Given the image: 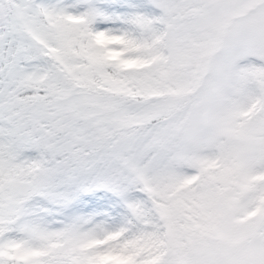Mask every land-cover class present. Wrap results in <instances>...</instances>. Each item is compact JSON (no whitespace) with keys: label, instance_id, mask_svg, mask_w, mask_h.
Here are the masks:
<instances>
[{"label":"snow or ice","instance_id":"snow-or-ice-1","mask_svg":"<svg viewBox=\"0 0 264 264\" xmlns=\"http://www.w3.org/2000/svg\"><path fill=\"white\" fill-rule=\"evenodd\" d=\"M0 264H264V0H0Z\"/></svg>","mask_w":264,"mask_h":264}]
</instances>
